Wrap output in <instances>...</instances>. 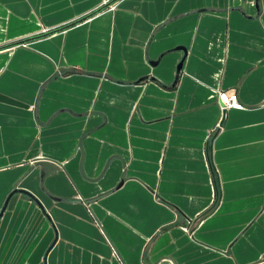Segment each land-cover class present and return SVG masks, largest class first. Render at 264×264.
<instances>
[{
  "label": "crops",
  "instance_id": "0c3cea01",
  "mask_svg": "<svg viewBox=\"0 0 264 264\" xmlns=\"http://www.w3.org/2000/svg\"><path fill=\"white\" fill-rule=\"evenodd\" d=\"M0 264H264V0H0Z\"/></svg>",
  "mask_w": 264,
  "mask_h": 264
},
{
  "label": "built area",
  "instance_id": "2783aa9c",
  "mask_svg": "<svg viewBox=\"0 0 264 264\" xmlns=\"http://www.w3.org/2000/svg\"><path fill=\"white\" fill-rule=\"evenodd\" d=\"M218 104L221 112L224 114L227 110H242L241 104L238 102L235 94L228 95L225 92H219L217 96Z\"/></svg>",
  "mask_w": 264,
  "mask_h": 264
},
{
  "label": "water",
  "instance_id": "95a60500",
  "mask_svg": "<svg viewBox=\"0 0 264 264\" xmlns=\"http://www.w3.org/2000/svg\"><path fill=\"white\" fill-rule=\"evenodd\" d=\"M20 44H23V42H21ZM182 62H183V61H181V62L178 64V66H177V72L180 71V69H181V67H182Z\"/></svg>",
  "mask_w": 264,
  "mask_h": 264
}]
</instances>
